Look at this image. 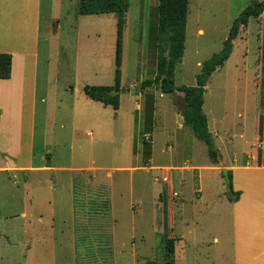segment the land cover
Masks as SVG:
<instances>
[{"label": "rangeland", "instance_id": "rangeland-1", "mask_svg": "<svg viewBox=\"0 0 264 264\" xmlns=\"http://www.w3.org/2000/svg\"><path fill=\"white\" fill-rule=\"evenodd\" d=\"M253 1L189 0L183 57L173 71L177 85L195 84L200 72V64L197 63H202L220 50L234 18ZM25 4L26 9L20 7L15 16L23 19L28 15L29 2ZM9 8H12L11 4ZM77 9L78 0H39V81L40 84L43 82L44 88L43 91L39 89V97L45 93L47 85L51 87L46 103L41 102L39 97L36 101L35 161L41 163L43 158L51 166H66L72 162L71 154L74 153L80 154L78 157L74 156L75 165L90 163L81 161L80 157L86 160L92 157L94 165L105 168L74 172L83 182L75 183L73 205L62 201L37 202L35 212L32 211L34 215L54 219V235L51 239L44 240L49 244L36 250L34 261L33 256L22 257L18 247L10 245L6 251L8 254L1 253L0 264H144L146 260L165 264V193L162 191L166 185L161 180L155 182L153 178L168 172H164L162 168L149 171L141 168H114L125 163L123 154L114 153L113 150H125L128 146L126 129L120 131L119 128L117 133L113 131L103 135L96 128L88 126L78 133L76 140L72 139L71 108L74 102L73 91L78 82L75 74L76 53L86 52L85 58L89 61L79 62V65L84 66L93 64V58L98 56L99 51L98 23L96 25L92 19H81ZM157 15L158 0H128L127 24L123 37L126 83L133 79L139 81L142 77L146 79L155 76L159 53L158 44L156 47L153 40L157 30ZM92 16L103 21V42L100 44V55L105 58L103 62L101 60L103 76L107 68L114 67V32L112 39L107 33L110 29L115 30V17L111 18L112 21L105 22L106 17L102 14ZM262 20L251 17L241 27L233 40L228 58L230 61L216 68L205 85L202 108L209 117V131L215 139V148L225 156H232L235 152L239 154L244 142L248 143V148L250 145L254 147L252 141L257 129L255 103L258 101L256 107L262 105L264 109V92H255L256 84L259 83L257 56L264 57V32L262 36L259 32V29H264V17ZM5 22L16 34L30 27V24L25 27L24 24L16 23L17 20L12 16ZM81 24L85 25V32L90 37L84 39ZM198 28L203 29L202 34L197 32ZM83 40L84 46L81 44ZM48 57L52 58L50 69L54 70L50 84L45 79ZM164 100L162 102L166 103H159L158 99V115L150 132L153 139L151 164H181L186 158L192 164H212L207 145L195 137L182 117L167 114L164 121L166 123L162 124V108L164 107V112L176 103L174 93L166 94ZM46 104L50 106V115L45 135ZM182 105L183 100L180 102V106ZM141 120L140 110L134 111L133 144H129L130 149L136 148L139 141L136 142L137 138L143 141L145 129ZM87 130L92 131L93 138L85 133ZM261 131L264 132V116L261 118ZM137 148H141V145L138 144ZM89 153L91 157H88ZM142 160L140 155L137 159L129 157L125 161L131 166H147ZM192 171L184 170L187 175L186 185H182V189L178 186L174 188L179 191V198L175 197L174 192V197L172 196L176 233L178 238L182 235L180 240L175 238L174 262L232 264L234 235L228 199L220 198V194L217 197L220 188L216 186L218 182L209 168L198 171L202 173V192H194L192 196V190L199 187L195 177L188 176ZM177 173L180 174L179 171ZM70 174L61 169L48 172L47 178L52 181L55 199H63L65 192L62 188ZM14 181L11 173H0V231L3 232L2 220L6 219L5 225H12L17 216H20V208L13 205L14 202H2L6 192L12 193ZM224 189H220V193ZM199 194L202 195L201 198L195 196ZM5 233L10 238L9 241L15 243L14 231L7 230ZM168 235L172 236L170 233ZM2 237L0 252L2 243L6 242L5 236Z\"/></svg>", "mask_w": 264, "mask_h": 264}, {"label": "crops", "instance_id": "crops-1", "mask_svg": "<svg viewBox=\"0 0 264 264\" xmlns=\"http://www.w3.org/2000/svg\"><path fill=\"white\" fill-rule=\"evenodd\" d=\"M26 2H29V12L23 19L21 16H15L20 7L26 9ZM11 4L12 8H9ZM38 6L39 0H0V52H7L11 54V73L8 78H0V173L12 174L15 181L14 189L12 193L6 192L4 200L2 202H14L13 205H17L20 208L19 215L17 216L15 222L12 225H5V220L3 221V231H0V235L5 236L6 242L2 243L1 253H6L8 247L16 246L19 249V253L22 257H27V255L33 256L38 248H45L49 243L44 240H49L53 237V217L42 218L41 216H35L37 202H55L62 201L67 204L71 202L73 205L75 202L74 196V186L75 183H82L79 180L80 176L74 172H82L87 170H101L105 167L101 165H94V160L89 153L88 157L90 159L86 160L80 157L81 161L88 162L89 164L75 165L73 160L74 156H80V154H71L72 162L66 166H51L47 163L46 159L41 158V163L35 161L34 153V130H35V117H36V101L39 97L38 93L43 91V82L40 84L39 81V16H38ZM79 14V13H78ZM104 15L105 22L109 20L112 21V17H115V30L110 29L107 33L109 38H113V32L116 42V16L114 13H97ZM81 19H92L96 25H99L98 33V56L93 58L91 65H79L81 63L89 61L86 57V52L82 54L76 53V78L77 84L74 89V102L71 108V127H72V139L76 140L78 133L88 126L96 128L98 133L106 134L108 132L122 129H126L129 136L127 140L128 146L125 148H120L119 150H113L114 153L123 154L122 158L124 162L114 168L128 169L132 170L135 168H141L145 171L152 169L162 168L164 173L162 176L167 177L166 181H162L166 186L163 188L162 193H165L164 201L166 204L167 219L168 224L171 229V235L174 238H178L176 233V222L174 213V201L172 198H179V191H175L174 188L178 186L181 188L186 185L187 175L184 170H193L188 174V176L195 177V181L199 184V187L193 189V193L202 192V173L198 172L200 169L209 168L213 171L212 176L215 177L216 186L220 189L217 192V197L220 194V198L228 199V208L231 215V224L233 230V243H232V254L234 260L232 264H264V132L261 131V118L264 116V109L262 105H257L258 101L255 103V129L254 139L252 145L254 147H247L248 143L244 142L243 149L239 154L236 152L231 156H225L223 153L219 152L216 160H212L210 165H199L196 163H191L189 158L184 159L185 161L181 164L175 163L170 165H152L150 161L151 154V142L152 136L150 132L155 126L157 119L158 99L159 103L165 101L164 97L166 94L160 91L157 86L148 87L146 89L147 93H151L153 96V108H152V124L149 130H145V135L143 137L146 144L140 139H136V148H129V144H133L132 135V122H133V112L140 110L141 122L145 126V108H147L146 96L140 91V82L144 80V77L139 81L131 80L126 83L125 72L123 70V49L122 58L120 64V91H119V106L114 109L111 105H104L102 102L93 100L88 97L84 91L83 87L86 84L93 85H112L114 83V70H115V46H114V67L112 69L107 68L105 75H101L102 66L101 60L103 62V57L100 55V44L102 45L103 36L101 34L102 19L95 18L92 14H79ZM14 17L17 22L21 25L27 27L30 24L29 29L21 30L16 34L10 28H8V23L5 22L6 19ZM33 16V18H32ZM260 20L264 17V12L259 16ZM263 21V20H262ZM7 25L4 26L3 25ZM127 24L126 14H125V25L123 28V37ZM5 30V31H4ZM79 30V29H78ZM80 30L84 31L83 36L90 37V34H86L85 25L81 24ZM264 32V29L261 30ZM186 31V29H185ZM197 32L199 34L203 33V29L198 28ZM106 34V35H107ZM155 46L157 47L158 41L154 36ZM84 40L81 41L82 46H84ZM185 47V46H184ZM84 50V49H83ZM95 56L96 49L93 50ZM183 57V55H182ZM181 57V58H182ZM52 58L48 57V65L45 74V79L47 84L51 83L52 73L54 70L50 69V63ZM227 59L225 62H227ZM230 61V60H229ZM257 61L259 62V75L256 84L255 92H264V57L259 58L257 56ZM78 64V65H77ZM108 64V63H105ZM197 64L201 63L198 62ZM176 66V65H175ZM175 69V68H174ZM43 79V77H42ZM147 79V78H146ZM99 80V81H98ZM176 84V83H175ZM177 85V84H176ZM51 85H47L45 88V93L39 97L41 102H47L49 99V90ZM176 103L173 106H169L166 110L162 108L160 117L162 124L165 121L166 115L179 116L181 115L182 106L180 102L183 100V94L180 91L174 93ZM163 98V99H162ZM162 99V100H161ZM204 102V101H203ZM134 103V104H133ZM133 104V105H132ZM203 107V106H202ZM258 108V110H257ZM45 112V135L47 133V126L49 124V112L50 106L46 104ZM144 112V115H143ZM205 113V112H204ZM206 114V113H205ZM144 116V117H143ZM207 116V124L209 129V117ZM184 120V119H183ZM166 123V122H165ZM164 123V124H165ZM127 127V128H125ZM148 131V132H147ZM193 132V131H192ZM89 137L93 138V133L91 130L85 132ZM214 134V132H213ZM213 137V136H212ZM215 140V139H214ZM249 142V141H248ZM138 144L141 148H137ZM148 148V150H147ZM142 156L143 162L148 165L145 166H131L128 165L129 157L137 159L138 156ZM179 156H182L179 153ZM177 158V157H176ZM182 158V157H179ZM178 158V159H179ZM126 160V161H125ZM177 160V159H175ZM40 162V161H39ZM225 168L231 174V187L232 195L237 193L238 196L231 200L227 195L228 189L224 176L221 169ZM56 169H61L63 171H68L70 177L63 187L65 195L63 199H55L54 188H52V181L47 178L49 171H54ZM179 171L180 174H176ZM197 171V172H196ZM53 173V172H52ZM162 176H156L159 178ZM95 177H92L94 179ZM154 180V178H153ZM159 180H154L158 182ZM183 185V186H182ZM7 188L6 185H4ZM49 186V188H48ZM52 188V189H51ZM174 192V194H173ZM161 193V194H162ZM161 194L158 199H161ZM195 195L201 198L202 195ZM223 194V195H221ZM173 196V197H172ZM29 211V213H27ZM33 211V212H32ZM7 230L14 231L15 243L9 241V237L5 233ZM13 234V233H12ZM0 236V237H2ZM21 239H20V238ZM3 238V237H2ZM17 238V239H16ZM143 238V237H142ZM215 241H218L217 237H214ZM39 242L41 246L39 247ZM176 242V241H175ZM30 262V260L28 261Z\"/></svg>", "mask_w": 264, "mask_h": 264}, {"label": "trees", "instance_id": "trees-1", "mask_svg": "<svg viewBox=\"0 0 264 264\" xmlns=\"http://www.w3.org/2000/svg\"><path fill=\"white\" fill-rule=\"evenodd\" d=\"M189 0H158L157 30L155 32L158 41L157 68L153 78H147L140 82V91L146 96L147 108H145V130H149L152 124L153 96L147 93L148 87L157 86L163 93L183 94L181 113L184 121L191 127L195 137L207 145L208 155L212 160L217 159L218 151L214 145V139L208 129L207 116L203 111V94L207 79L213 71L222 66L229 58L233 40L239 34L241 27L245 26L251 17H257L264 12V0H254L247 5L232 21L227 36L222 42V47L216 53L205 59L200 66L196 82L193 85H176L173 71L175 65L181 60L184 51L185 29L188 14ZM128 10V0H78L79 14L114 13L116 16V42H115V70L114 83L112 85L86 84L84 93L93 100L111 105L114 109L119 106V93L111 94V90H120V64L123 49V28L125 14ZM11 73V54L0 52V78H8ZM143 143L146 142L143 139ZM148 150V148H147ZM228 176L231 178L230 172ZM238 196L234 193L230 199ZM165 264H175V238L168 235L171 229L168 224L165 204ZM144 264H155L154 260H146ZM240 264V263H236Z\"/></svg>", "mask_w": 264, "mask_h": 264}, {"label": "water", "instance_id": "water-1", "mask_svg": "<svg viewBox=\"0 0 264 264\" xmlns=\"http://www.w3.org/2000/svg\"><path fill=\"white\" fill-rule=\"evenodd\" d=\"M111 94H117L119 93V91L117 90H111L110 91ZM221 172L224 176V179H225V182H226V186H227V189H228V195L231 196L232 195V187H231V180L227 174V170L225 168H222L221 169Z\"/></svg>", "mask_w": 264, "mask_h": 264}, {"label": "built area", "instance_id": "built-area-1", "mask_svg": "<svg viewBox=\"0 0 264 264\" xmlns=\"http://www.w3.org/2000/svg\"><path fill=\"white\" fill-rule=\"evenodd\" d=\"M154 180H159V178L158 177H154ZM160 180H162V181H166L167 180V177H166V175L165 176H162V177H160Z\"/></svg>", "mask_w": 264, "mask_h": 264}]
</instances>
